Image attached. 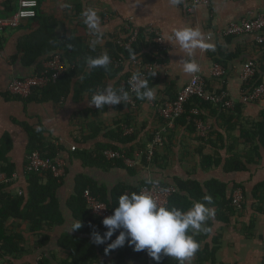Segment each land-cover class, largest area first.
Segmentation results:
<instances>
[{"label": "crops", "instance_id": "crops-1", "mask_svg": "<svg viewBox=\"0 0 264 264\" xmlns=\"http://www.w3.org/2000/svg\"><path fill=\"white\" fill-rule=\"evenodd\" d=\"M4 1L0 0V15ZM189 1L41 0L39 12L55 20L58 39H82L87 45L101 50L102 62H106L107 41L112 38L116 40L126 33L127 28L144 29L153 26L159 29L169 47L167 61L160 64L155 76L159 83L144 102L138 104L137 108H132V126H121L123 130L131 129V135L140 133L137 142L142 140L143 143H148V136L163 127L156 104L162 103L165 95L171 93L176 96L187 85L194 72L198 71L206 76L209 92L225 90L229 94L235 103L234 109L212 104L213 108L203 110L206 122H202L208 127L205 137L201 135L197 125L195 133L190 132L188 126H175L167 144L164 143L157 150L163 152L164 165H167L161 174L171 183L177 177L201 184L217 179L228 184L229 190L238 185L237 188L243 191L245 202L239 209H235L228 224L215 222L214 234L217 232L221 236L215 264H264V100L253 103L241 101L242 96L256 85H264V45L259 46L255 37L250 34L232 37L222 35L231 24L252 19L264 12V3L262 0H210V6H199L193 14H189ZM29 22L31 21L23 23L21 27L29 25ZM30 32L8 28L0 33L6 38L0 51V141L6 133L10 134L13 145L7 159L15 167L13 180L7 185L1 181L5 176L1 167L5 163L0 162V187H4V194L12 196L22 195L27 187L28 137L23 125L43 127L49 140L62 144L68 151L73 147L93 150L98 144H117L108 135L113 132L115 122L125 116V111L116 110L114 94L120 90L124 95L123 82L126 79L120 81L118 78L107 82L97 100L94 96L86 95L75 101L74 92L58 102L44 99L24 104L13 98L8 93L11 82L35 72L34 65H23L22 55L18 53L19 43ZM202 41L209 48L208 52L203 51ZM248 61L256 62L259 70L247 84L240 76ZM215 63H221L226 68L225 79L218 80L210 76ZM78 80L79 78L73 80V86ZM104 104L107 109L101 111ZM89 110L100 113H87ZM92 122L103 126V130L94 139L89 137V125ZM151 143L152 141L148 143L149 148ZM125 147L126 145L122 148ZM200 151L220 159V166L204 171ZM235 155H239L240 161L245 165L240 171L228 164ZM136 168L141 169L142 166ZM69 169L65 186L59 192L63 205L74 193V178L79 174L89 175L99 187L104 186L109 192L121 183L131 185L138 181L131 178L125 170L112 169L104 172L83 166L81 160H75ZM147 170L149 179L153 180L151 167H146ZM6 227L11 232L28 233V225L20 221L10 219L6 222ZM28 238L33 245L34 238ZM208 243L212 244V237L208 239ZM38 258L35 251L18 260L0 258V264H10V260L11 264H36ZM193 261V256H190L186 264H193Z\"/></svg>", "mask_w": 264, "mask_h": 264}, {"label": "trees", "instance_id": "trees-1", "mask_svg": "<svg viewBox=\"0 0 264 264\" xmlns=\"http://www.w3.org/2000/svg\"><path fill=\"white\" fill-rule=\"evenodd\" d=\"M40 3L41 0H39V6ZM18 7L19 0H5L0 18H11ZM19 29L31 31L19 43L18 53L22 55L25 67L33 65L35 67L34 74L22 79L40 75L44 63L56 55H61L74 67L56 83L36 90L28 99L13 97L24 104L31 100L44 99H53L58 102L68 98L72 92H74L75 101L83 99L86 95L94 96L97 100L101 97L107 82L118 78L122 81L133 74L130 61L143 60L151 64H164L167 61V55L162 58V53H156L151 37L146 36L143 29H140L138 39L129 51L121 48L114 38L107 41V54H105L107 63L102 62L99 48L87 45L80 38L58 39L55 20L40 13L39 7L37 17L31 20L29 25ZM125 34L129 36L130 31L126 30ZM5 41L6 38L0 35V51ZM155 76L149 75L143 92L135 97L137 105L144 102L158 85L159 81L155 79ZM75 78L79 80L73 86ZM178 94L165 95L164 101L156 104V108L165 102L176 100ZM114 95L116 110L125 111L123 119L115 122L113 132L108 135L117 142L115 145L98 144L93 150L76 148L74 151L72 149L68 151L62 144L49 140L45 136L43 127L23 125L28 137L27 157L38 151L51 162L62 159L66 164V173L61 179L54 177L52 172L28 173L26 192L18 196L4 194V187H0V258L2 260H7L6 257L18 260L37 251L39 258L36 264H186L190 256L194 258L193 264H215L221 239L217 232L214 234L215 222L225 225L229 223L236 209L232 205L233 193L239 186L229 190L228 184L217 179L209 180L204 184L193 180H181L177 177L172 183L165 180L161 174L167 168V165H164L163 152L160 153L157 149L151 161H148V143L153 141L155 133L161 127L148 136V143H143L142 140L137 142L140 133L125 135L121 126L122 124L132 126L133 107L126 103V93L123 95L120 90H117ZM106 104L102 106L101 111L107 109ZM195 108L200 111L198 118L206 122L203 110L213 107L211 103L193 98L186 104L185 114L175 122V126H188L189 131L195 133L196 117L192 113ZM87 113L97 115L100 112L89 110ZM165 124L166 121L162 120V125ZM102 127L92 122L89 125L90 139L97 137L103 130ZM173 130L168 128L166 131L165 145ZM200 140L209 144L206 140ZM12 145L11 136L6 133L0 141V162L5 163L1 170L8 178H12L15 172L14 165H11L7 159ZM125 145L126 147L122 148ZM108 149L117 152L125 151L126 157L132 160L140 158L142 168H129L121 159L108 160L103 154ZM200 154L204 171L220 166V159L202 154L201 151ZM75 160H81L83 166L97 168L104 172L112 169L125 170L131 178H136L138 181L131 185L121 183L109 192L106 187H99L89 175L79 174L74 178V193L63 205L59 192L65 186L70 172L69 167ZM228 164L238 171L245 167L239 155L232 157ZM149 166L154 181L160 182L165 187H174L177 191L170 197L169 204L162 214L148 220L144 226V232L138 239H132L133 231L118 230L94 216L88 207L84 193L89 189L95 197L107 204L113 214L129 219L132 212L141 213L144 210L141 190L150 180L149 172L146 171V167ZM126 191L130 193L131 207L125 206ZM10 219L27 224L28 233L11 232L6 227V222ZM28 237L34 238L33 245L29 243ZM210 237H212V244L208 243ZM8 263L11 264V260Z\"/></svg>", "mask_w": 264, "mask_h": 264}, {"label": "built area", "instance_id": "built-area-1", "mask_svg": "<svg viewBox=\"0 0 264 264\" xmlns=\"http://www.w3.org/2000/svg\"><path fill=\"white\" fill-rule=\"evenodd\" d=\"M264 3V0H262ZM210 0H190L187 11L189 14H193L199 6H210ZM39 7V0H19V7L17 12L11 18H0V33L5 29H18L21 25L27 21H31L37 17V9ZM130 31L129 36L122 34L116 39L117 44L125 51H129L133 44L136 43L140 29L127 28ZM146 36L151 37L152 43L156 47V53H162L164 58L168 53V44L162 33L153 26H148L143 29ZM244 34H250L255 37V41L259 46L264 45V12L258 14L252 19H244L239 23L231 24L227 29L222 32L223 36L232 37ZM204 52H208V47L204 41L201 42ZM165 55V56H164ZM107 62V61H106ZM118 66V65H117ZM133 74L130 75L124 82L123 88L125 89L126 103L132 105L135 109L137 104L135 97L141 94L149 79L150 74H157L161 65L159 63H145L143 60L130 61ZM72 67L67 63V60L61 55L54 56L51 60L47 61L43 65V71L36 77H29L26 79H14L9 85L8 91L15 97L28 99L36 90L43 89L51 83H56L68 70ZM258 64L254 61H248L244 64L241 72V80L244 83H249L255 78L258 72ZM210 76L214 79L222 80L227 76L226 68L220 64L215 63L210 72ZM206 76L198 71L194 72L187 85L179 92L176 100L163 103L158 108V115L160 119L166 121V124L155 133V137L148 149V161H151L157 149L164 146V135L169 129L175 128V122L185 114L186 104L193 98H198L203 102L211 103L214 105H220L223 108L234 109L235 103L230 98L229 94L222 90L220 93H211L206 87ZM264 100V85H258L255 88L248 91L242 96L241 101L244 103H253ZM195 115L194 122L197 125L198 130L203 137L206 136L208 127L204 125L202 120L198 118L200 111L198 108L192 110ZM126 135H131L132 130L125 128ZM76 147H73L74 151ZM104 156L108 160L124 161V164L129 168L141 167V159L132 160L126 157L125 152H116L107 150L104 152ZM65 162L62 159H57L55 162H51L45 159L38 151H35L28 155L26 171L27 173L38 172H52L54 177H65ZM13 178L6 176L1 180L4 184H10ZM174 187H165L158 181L149 180L148 185L141 190V198L144 204V210L141 213L132 212L129 219H124L121 216L112 213L110 208L104 202L100 201L98 197H95L90 190H86L84 197L90 208L92 214L98 217L103 223L115 227L118 230L133 231L132 239H138L139 235L144 232V226L150 219H155L167 208L170 197L176 193ZM245 202V197L241 189L235 190L233 193L232 205L234 208L239 209ZM125 206L131 207L130 193H125ZM264 263V259H263Z\"/></svg>", "mask_w": 264, "mask_h": 264}, {"label": "rangeland", "instance_id": "rangeland-1", "mask_svg": "<svg viewBox=\"0 0 264 264\" xmlns=\"http://www.w3.org/2000/svg\"><path fill=\"white\" fill-rule=\"evenodd\" d=\"M107 63V62H106Z\"/></svg>", "mask_w": 264, "mask_h": 264}]
</instances>
